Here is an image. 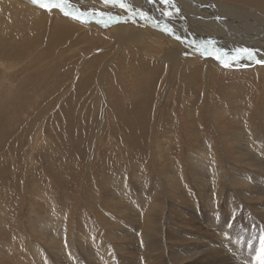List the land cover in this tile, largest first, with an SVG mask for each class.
I'll list each match as a JSON object with an SVG mask.
<instances>
[{
    "label": "rangeland",
    "instance_id": "rangeland-1",
    "mask_svg": "<svg viewBox=\"0 0 264 264\" xmlns=\"http://www.w3.org/2000/svg\"><path fill=\"white\" fill-rule=\"evenodd\" d=\"M219 1L238 6L228 0ZM57 2L59 8L46 10L31 0H0V264H29L32 246L42 250L41 259L48 254L49 237L60 238L65 225L75 232L76 218L86 219L89 227L121 232L120 223L107 216L117 215L114 180L118 182L121 177L130 185L139 172L141 181L166 186L167 173H189V158L204 146L210 158L217 151V159L247 169L244 155L228 136L250 124L260 129L264 121L263 65L237 69L216 63L218 66L211 67L216 79L208 75V89L203 77L198 76L202 63L183 45L179 51L191 60L177 62L174 72L179 73V84L176 78L174 84L168 83L170 68L154 55H161L168 47L165 41L152 37L151 45L145 40L134 45L126 41V31L113 28L122 21L133 24L126 17L128 10L102 0ZM201 11L206 12L209 23L214 22L209 8ZM233 14L241 15V11L234 9ZM235 21L242 23L241 18ZM137 46L144 53L140 59L128 50ZM109 59V67L101 71L102 81L98 80V60ZM122 60L133 65L123 67ZM90 61L94 64L91 67ZM154 67L157 71L149 69ZM119 71L126 72L124 82ZM168 85L175 93L163 101ZM237 96L251 100L245 109L251 118L247 114L245 123L228 116L222 118L220 113L211 118L209 111L218 104L234 114L232 101ZM138 121L140 126L134 127ZM217 182L220 186L223 180ZM202 209L201 226L209 229L205 224L208 211ZM61 211L65 214L59 218ZM39 215L46 218L43 230L38 229ZM245 227L242 224L239 230ZM244 232L249 236L260 233ZM214 237L210 236L211 242L219 246ZM6 247L18 258H3L8 253ZM225 255L231 260L230 255ZM50 261L54 264V260Z\"/></svg>",
    "mask_w": 264,
    "mask_h": 264
},
{
    "label": "bare ground",
    "instance_id": "bare-ground-1",
    "mask_svg": "<svg viewBox=\"0 0 264 264\" xmlns=\"http://www.w3.org/2000/svg\"><path fill=\"white\" fill-rule=\"evenodd\" d=\"M124 2L128 6V14L132 16L126 14V17L131 18L133 24H126V21L124 23L122 21L113 25V28H117L119 32L126 31L128 36L126 41L134 45H138L144 40L151 45L152 37L156 41H165L168 47L164 48V51L161 50L163 51L161 55H154L159 63L165 62L169 66L168 83L173 81L174 84L176 78L175 83L179 84V73H175L174 68H176L177 62L187 63L191 60L190 56L179 51V47L183 45L187 46L184 47L185 50L202 63L201 66L199 65L202 73L198 76L203 77L204 84L208 85V89L209 84L206 83H209L212 78L216 79L211 70L212 66L217 65L216 63L224 66L225 64L232 65L237 69L264 66V62H258L264 61V0L226 1L238 6H230L219 0H170L168 4L161 3V0H124ZM208 8L215 17L213 23H209L206 12L201 11ZM234 9L241 11V15H234ZM141 12L146 18H142ZM236 18H241L242 23L238 24L235 21ZM222 20L226 22L222 24ZM166 27L171 28L174 34L162 30ZM177 36L180 39H177ZM156 46L158 47V45ZM131 48L128 50L134 53L132 56L135 59L144 55L143 49L138 46L135 49ZM242 49H248L250 52H242ZM1 52H7V50ZM146 54L148 55V53ZM184 54L185 56H183ZM217 55L221 59H217ZM103 60H98V64L101 63V70L97 77L101 81L103 79L100 76L103 75L101 71H105L111 59ZM127 64L133 65L124 60L121 61V66L124 67ZM89 65L91 67L94 64L91 62ZM114 65L118 67L119 63L115 62ZM166 68L168 67L166 66ZM149 69L157 71L156 67ZM125 74L126 72L119 71V77H125ZM208 75L211 76L210 79ZM100 85L102 84L100 83ZM202 85L203 83H200V87ZM108 87L110 88V86ZM168 87L164 90L163 101L168 97L173 98L175 93L174 90L170 91L169 85ZM236 91L240 92L239 88ZM107 92L110 91L107 90ZM110 94L112 93L110 92ZM100 95L104 100V93L102 92ZM233 99L229 103L231 104L232 101L238 107L235 108L232 105L235 109H233L234 114L231 113L232 110L218 104L209 111L211 118L216 116L214 113H220L222 118L228 116L231 120L238 121L240 119L245 123L249 115L245 109L251 105V100L246 96L244 99L241 96ZM139 122L137 125L135 123L134 127H137ZM228 139L235 143V148L244 155V160L248 162L247 169L237 168L236 164L230 163L229 160L225 162L217 159L219 157L217 151L210 158V154L207 153L204 146L200 147L201 149L198 148L199 150L189 158V173L183 176L179 172L167 173L169 179L166 180V186L158 187L141 181L142 176L137 175L139 172L134 176L130 185L124 182L123 177L118 182L114 180L117 186L114 188L117 192V200H114L117 215L108 213L107 216L113 222L120 223L121 232L106 230V225H104L105 228L98 229L95 226L89 227L86 219L76 218L75 232L72 233L70 225H65V231L60 233V238L49 237L48 254L41 259L42 250L31 245L33 258L28 260L29 264H52L50 260H54V264H67L69 261L70 264H258V256L264 253V244L261 243V240H264V233H261L264 232V121L260 129L254 124H250V126H244L243 129L230 134ZM133 141L137 142L135 138ZM165 142L167 143V141ZM139 144L141 143L139 142ZM126 145L128 144L126 143ZM213 157L215 158L214 162ZM138 167L140 166L138 165ZM182 169L180 166L179 171ZM217 180H223V183L219 186ZM226 182H228V187ZM227 191L231 192L227 193ZM113 196L116 195L113 193ZM121 208L123 211H119ZM202 208L208 211L205 213L207 215L205 224H208L209 229L201 226L204 221L202 220ZM64 214L63 211L59 212V218H62ZM39 219L41 221L38 223V229L43 230L47 225L46 218L39 215ZM242 224L247 227L239 230ZM63 228L61 227V229ZM244 230L253 231L252 233L258 230L260 233L257 236H249L244 234ZM211 235L215 236V242L219 246L211 242ZM201 238L204 241H201ZM116 239L117 242H115ZM127 240L130 242L125 243ZM5 245L7 246L8 243ZM5 251L8 252L5 253L6 257H3L5 259L16 256L11 254L9 248ZM226 253L230 255L234 263L225 255ZM146 256L147 260H145Z\"/></svg>",
    "mask_w": 264,
    "mask_h": 264
},
{
    "label": "snow or ice",
    "instance_id": "snow-or-ice-1",
    "mask_svg": "<svg viewBox=\"0 0 264 264\" xmlns=\"http://www.w3.org/2000/svg\"><path fill=\"white\" fill-rule=\"evenodd\" d=\"M31 2L33 4H36V5L40 6L41 8L46 9V10H51L52 8H59L60 7V3H58L57 0H48L47 3L42 2V0H31ZM169 2H170V0H161V3H164V4H168ZM105 3L118 4L120 7L125 8V10H127V7H128V6H126L124 0H105ZM173 7H174V4H173ZM67 14L68 13H65V15H67ZM140 14H141L142 18H146L144 16L143 12H141ZM75 18L76 19H80V17H75ZM162 30L167 31L169 33H172V29L171 28H167L166 27V28H164ZM172 34H174V33H172ZM177 39H180V37L177 36ZM241 51L245 52V53L250 52V50H248V49H242ZM216 58L217 59H221V57H219L218 55H217ZM238 58H242V57H238ZM258 62H264V61H258ZM228 66H229L228 64H225V67H228ZM261 243L264 244V240H261Z\"/></svg>",
    "mask_w": 264,
    "mask_h": 264
},
{
    "label": "water",
    "instance_id": "water-1",
    "mask_svg": "<svg viewBox=\"0 0 264 264\" xmlns=\"http://www.w3.org/2000/svg\"><path fill=\"white\" fill-rule=\"evenodd\" d=\"M219 56V55H218Z\"/></svg>",
    "mask_w": 264,
    "mask_h": 264
}]
</instances>
